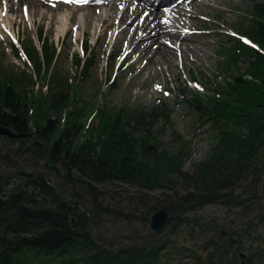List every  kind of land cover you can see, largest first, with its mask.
<instances>
[{
	"label": "trees",
	"instance_id": "16d2710c",
	"mask_svg": "<svg viewBox=\"0 0 264 264\" xmlns=\"http://www.w3.org/2000/svg\"><path fill=\"white\" fill-rule=\"evenodd\" d=\"M249 17L250 28L221 56L227 68L245 59V70L209 96L187 100L200 127L208 126L212 136L210 151L191 173L182 170L186 156L181 151L149 146L154 143L147 133L165 112L162 104L148 112L107 114L96 107V121L82 126L84 104L76 91L34 96L33 90L19 91L1 81L0 125L15 134L0 135V264H164L165 231L120 246L94 234L93 211L122 214L101 204L121 193L117 183L133 188L126 199L143 209L141 217L163 208L169 216L165 229L198 233L195 264H264V0H256ZM38 35L40 49L22 48L34 78L52 72L56 57V48L42 31ZM13 55L21 59L17 46ZM106 58L114 61L109 54ZM94 62L84 44L83 57L73 65L79 78ZM52 77L49 73L51 88ZM70 80L65 78L64 85ZM60 109L64 114L53 119L52 111ZM159 187L167 192L148 200L147 191ZM82 188L86 200L80 197ZM208 203L240 207L244 227L212 224L197 215ZM223 226L232 244L219 240ZM250 231L255 248L245 256L242 239Z\"/></svg>",
	"mask_w": 264,
	"mask_h": 264
},
{
	"label": "rangeland",
	"instance_id": "374dc122",
	"mask_svg": "<svg viewBox=\"0 0 264 264\" xmlns=\"http://www.w3.org/2000/svg\"><path fill=\"white\" fill-rule=\"evenodd\" d=\"M255 3L256 0H243L245 11L238 8V10L230 13L227 12L230 25L218 28V35L212 39L213 50L211 54L213 59L210 68H203L194 63L188 65L190 74L197 81H200L198 84L189 82L188 74L178 62L176 69L166 76L165 83H163L162 77L159 80L153 78V80L144 83L147 76L145 73L133 86L127 85V82L132 79L138 69L137 64L130 66V58L125 59L119 67L121 54L110 46L101 47L94 37H81L78 42H75L72 37L66 48L61 42L57 43L55 33H47L45 24L41 25L38 31H42L46 41L56 48V57L51 67L52 72H49L53 76L51 79L52 88L50 84H47L50 83L48 81L49 73L46 74L44 71L38 78L30 77L33 75L32 64L26 59L22 48L40 49L41 43L34 26L27 32L23 31V26L12 29L9 27L8 41L0 40V82L3 80L12 82L19 91L33 90L34 96H39L41 92H44L45 96L49 97L51 91L60 89H63V93L68 96L71 91H76L78 101L84 104L80 111L84 115L81 122L82 126L84 123L90 125L96 121L93 115L96 107L103 109L104 114H107L109 111L113 112L118 109L125 113L132 111L148 112L156 105L162 104L165 107V112L155 120V126L147 133L154 143L153 145L149 144V146H156L158 151H181L186 156L182 170L191 173L194 164L203 159L210 151L212 136L208 126L200 127L196 117L187 107V100L194 94L209 96L217 86L226 87L229 80L237 77L245 70V59L241 58L233 67L227 68L226 62L221 56L231 51V42L236 40L240 33L250 28L253 20L249 17V12ZM0 17L6 18L1 8ZM9 17L13 18L14 16ZM211 20L220 24L216 18H211ZM205 30L207 29L196 28V31L203 32ZM1 38L2 32L0 30ZM109 40L112 41L113 37H110ZM227 42H230L231 45H227ZM84 44H86L88 51L94 54L95 62L91 69L79 78V71L75 70L73 63L77 57H83L81 47ZM14 46L19 49L20 60L13 55ZM61 49L66 50L64 57L59 56L58 51ZM107 54L114 58V61L107 59ZM67 77H71V80L68 81L67 85H64V80ZM115 80L119 81L118 85L115 84ZM68 105L65 103L64 106ZM63 114L64 109L54 110L52 111V118H59ZM194 156L196 157L192 160ZM116 188L121 193L115 195L113 200L104 197L101 204L115 211H120L122 214L107 216L93 211L91 218L94 224V234L100 240L113 246L128 244L136 238L146 239L147 233H149L148 226L151 215H148L147 219L141 217L143 209L135 208L133 200L126 199L133 188L121 183H117ZM68 191L70 190L68 189ZM107 192L109 193L108 190ZM166 192L167 189L161 187L147 191V199L149 200L151 197L160 198ZM80 197L86 200L83 188L80 191ZM241 211L240 207L227 206L225 203H208L200 207L196 214L210 220L212 224H230L238 230L244 227V219L240 217ZM253 227L255 226H252L251 229ZM223 228L226 227H221V229ZM164 229L165 233L161 236V243L165 244L164 253H167L162 259L164 264H195L193 253L201 241L198 233L190 235L182 231L180 233L172 229ZM226 230L228 229L226 228ZM238 232L241 233L242 231ZM254 234L255 232L252 231L247 232L242 239L244 249L241 252L245 256L255 248ZM217 236L219 237L220 233H217Z\"/></svg>",
	"mask_w": 264,
	"mask_h": 264
},
{
	"label": "bare ground",
	"instance_id": "6f19581e",
	"mask_svg": "<svg viewBox=\"0 0 264 264\" xmlns=\"http://www.w3.org/2000/svg\"><path fill=\"white\" fill-rule=\"evenodd\" d=\"M0 8L6 16L0 17V40L8 41V29L21 26L24 32L34 26L38 35L43 24L47 33H55L57 43L66 48L72 37L75 42L81 37H94L101 47L118 51L121 61L130 58V66L138 65L127 82L132 86L145 73L144 83L161 77L165 83L178 62L189 78L190 63L210 68L212 39L218 35V28L230 25L228 13L238 8L245 11L243 0H0ZM58 53L64 57L66 50Z\"/></svg>",
	"mask_w": 264,
	"mask_h": 264
},
{
	"label": "water",
	"instance_id": "95a60500",
	"mask_svg": "<svg viewBox=\"0 0 264 264\" xmlns=\"http://www.w3.org/2000/svg\"><path fill=\"white\" fill-rule=\"evenodd\" d=\"M14 134H15L14 130L10 129L7 126L0 125V135L13 136ZM168 217L169 216L167 210L163 208L157 210L154 214H152L148 226L149 233L153 235L160 234L167 223ZM72 222H73V218H72ZM219 240L227 241L230 244L233 243V238L231 237L230 232L224 228L220 230Z\"/></svg>",
	"mask_w": 264,
	"mask_h": 264
},
{
	"label": "snow or ice",
	"instance_id": "6c2138e0",
	"mask_svg": "<svg viewBox=\"0 0 264 264\" xmlns=\"http://www.w3.org/2000/svg\"><path fill=\"white\" fill-rule=\"evenodd\" d=\"M67 2L83 3V2H87V0H67ZM25 14H27V7L26 6H25Z\"/></svg>",
	"mask_w": 264,
	"mask_h": 264
}]
</instances>
